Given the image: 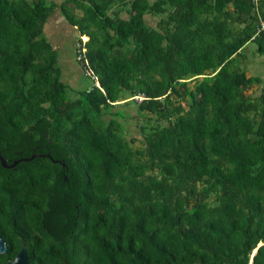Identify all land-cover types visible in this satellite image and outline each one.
<instances>
[{
	"label": "trees",
	"instance_id": "1",
	"mask_svg": "<svg viewBox=\"0 0 264 264\" xmlns=\"http://www.w3.org/2000/svg\"><path fill=\"white\" fill-rule=\"evenodd\" d=\"M57 6L97 80L75 96ZM261 21L264 0H0V154H45L0 161V264L22 241L28 264H264V88L241 51L264 54Z\"/></svg>",
	"mask_w": 264,
	"mask_h": 264
},
{
	"label": "rangeland",
	"instance_id": "2",
	"mask_svg": "<svg viewBox=\"0 0 264 264\" xmlns=\"http://www.w3.org/2000/svg\"><path fill=\"white\" fill-rule=\"evenodd\" d=\"M56 2L60 3L61 0H56ZM75 12L80 14L81 11L76 10ZM66 20L65 16L62 14V11L59 6H57L51 15L48 18L46 26L44 28L45 36L48 38L54 48L58 49V64L62 70L61 77L67 83V95L75 96L77 95V91L79 89L90 88L94 83V80L86 74L84 67L79 63L78 58V30L75 26H72L69 22H64ZM147 19L149 23L152 25L155 24V17H151V15H147ZM83 40L87 37L84 35L81 36ZM250 45H255L254 42H250ZM61 46L63 47V51L61 52ZM255 54L257 52L254 49ZM242 61V65L246 67L247 74L250 73H260L264 74V55L257 54V57H253L248 54ZM62 58V59H61ZM254 83L251 88L245 91L246 94H258L261 89V84L254 88ZM128 93H125L124 96H128ZM120 108H122L126 113L125 121V130L126 136L128 138H133L134 143L138 146L144 145V139L142 137V133L139 128V121L143 120V116L136 110V104L131 100V97H126L123 100L119 101Z\"/></svg>",
	"mask_w": 264,
	"mask_h": 264
},
{
	"label": "water",
	"instance_id": "3",
	"mask_svg": "<svg viewBox=\"0 0 264 264\" xmlns=\"http://www.w3.org/2000/svg\"><path fill=\"white\" fill-rule=\"evenodd\" d=\"M42 155H45V154H33V155L29 156V157H20L19 159H16L13 162H11L10 164H8L7 161L5 160V158L0 154V161H1L3 166L12 167V166H14L15 164H17L20 161H29V160L33 159L35 156H42ZM48 156L51 157L49 154H48ZM54 161H56V160H54ZM260 244L261 243H259L258 246ZM257 247L253 251V254L257 250ZM6 250H7V247L5 245V240L0 236V253L4 252ZM253 254H252V256H253ZM7 264H28L27 250H26V246H25V242L24 241H22V245H21V248L18 251V253Z\"/></svg>",
	"mask_w": 264,
	"mask_h": 264
},
{
	"label": "crops",
	"instance_id": "4",
	"mask_svg": "<svg viewBox=\"0 0 264 264\" xmlns=\"http://www.w3.org/2000/svg\"><path fill=\"white\" fill-rule=\"evenodd\" d=\"M53 1H56V0H53ZM61 1H63V0H61ZM63 14V13H62ZM66 19V18H65ZM63 21L66 23V22H68L67 20H64L63 19ZM50 40V39H49ZM52 43V42H51ZM56 49V48H55ZM250 49H254L256 52H257V49H256V44L255 45H250V42H248L247 44H245L243 47H242V49H241V51H242V53L243 54H246V56L248 55V54H250L251 56H253V57H257V54H260V53H258L257 52V54H255L254 52H253V50H251V53H249L250 52ZM57 50V53H59V51H58V49H56ZM63 51V47L61 46V52ZM260 55H264V54H260ZM59 59V58H58ZM62 59V58H61ZM62 71V70H61ZM248 76L249 75H259L260 76V78H261V82L260 83H257L258 85H260L261 84V89L262 88H264V74H260V73H250V74H247ZM258 85H255V87L254 88H257V86ZM260 89V90H261Z\"/></svg>",
	"mask_w": 264,
	"mask_h": 264
},
{
	"label": "built area",
	"instance_id": "5",
	"mask_svg": "<svg viewBox=\"0 0 264 264\" xmlns=\"http://www.w3.org/2000/svg\"><path fill=\"white\" fill-rule=\"evenodd\" d=\"M254 3H255V5L258 3V1L259 0H252ZM258 31H262L263 33H264V21H261L260 22V27L258 28ZM85 50V48L83 47L82 48V51H84ZM78 58H80V55L78 56ZM84 70L86 71V74L89 76V77H91L94 81H96V84H97V80H96V76L89 70V69H86L85 67H84ZM133 98L134 99H142L143 98V95H135V96H133Z\"/></svg>",
	"mask_w": 264,
	"mask_h": 264
},
{
	"label": "flooded vegetation",
	"instance_id": "6",
	"mask_svg": "<svg viewBox=\"0 0 264 264\" xmlns=\"http://www.w3.org/2000/svg\"><path fill=\"white\" fill-rule=\"evenodd\" d=\"M5 160H6V159H5ZM5 245H6L7 250H8V246H7L6 242H5ZM7 250H6V251H7ZM6 251H4V252H6ZM11 260H12V259H11ZM9 261H10V260H9ZM9 261H8V262H9ZM8 262H7V263H8ZM7 263H6V264H7Z\"/></svg>",
	"mask_w": 264,
	"mask_h": 264
}]
</instances>
